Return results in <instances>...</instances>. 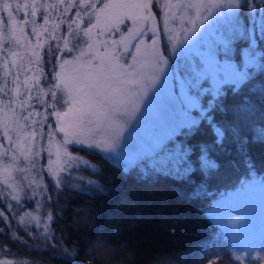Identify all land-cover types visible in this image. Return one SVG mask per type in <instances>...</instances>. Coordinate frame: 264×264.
Segmentation results:
<instances>
[{"label": "snow or ice", "instance_id": "6c2138e0", "mask_svg": "<svg viewBox=\"0 0 264 264\" xmlns=\"http://www.w3.org/2000/svg\"><path fill=\"white\" fill-rule=\"evenodd\" d=\"M262 76L264 0H0V236L32 251L19 232L56 241L62 190L100 187L81 174L99 169L71 146L142 179H207L219 167L214 148L229 136L241 151L247 143L216 113L229 93L253 111ZM201 127L213 140L197 151L189 141ZM225 216L238 241L229 264L264 262V223L249 227L243 210Z\"/></svg>", "mask_w": 264, "mask_h": 264}, {"label": "trees", "instance_id": "16d2710c", "mask_svg": "<svg viewBox=\"0 0 264 264\" xmlns=\"http://www.w3.org/2000/svg\"><path fill=\"white\" fill-rule=\"evenodd\" d=\"M259 79L264 80V76ZM252 101L253 111H241L238 108L240 97L229 93L224 101L227 111L216 113V119L221 124L238 126L247 143L241 151L229 136L223 147L214 148L212 153L219 167L210 172L207 179L197 170L191 176L195 183L159 175L142 179L135 170L122 173L96 152L73 149L99 169L96 173L83 169L82 175L96 180L100 187L83 185L86 191L71 187L62 190L56 199L58 221L51 225L56 241L49 238L45 243L40 238L37 242V232H33V239L29 240L21 231L18 234L35 251L20 247L18 242L15 245L5 243L4 236H0L1 243L6 250L10 249L7 252L19 258L27 257L31 264H65V261L69 264H108L101 261L99 255L94 257L90 248L92 239L111 248H120L116 250L120 255L108 248L114 255L113 260L120 264H163L165 261L167 264H205L209 257L217 256L216 249L222 257L217 258L216 264L230 261L226 238L219 224L206 214V208L236 182L253 172L264 173V139L259 138L258 131L264 126V96L254 95ZM212 140L209 130L201 127L189 143L198 151L200 143ZM202 182L200 195L188 199ZM52 208L53 205H49L43 214ZM31 210L25 208V211ZM7 234L11 236V231ZM65 249L68 256L64 255Z\"/></svg>", "mask_w": 264, "mask_h": 264}, {"label": "rangeland", "instance_id": "374dc122", "mask_svg": "<svg viewBox=\"0 0 264 264\" xmlns=\"http://www.w3.org/2000/svg\"><path fill=\"white\" fill-rule=\"evenodd\" d=\"M262 128H264V126ZM135 134L136 133H134V135ZM79 148L80 146L78 145L71 146L69 150L74 155L84 158V156L81 153L72 151L73 149L78 150ZM20 166L24 167V165H20ZM81 174H84L83 169L81 170ZM2 178L3 175L2 172H0V179L2 180ZM69 183H73V181H70ZM261 185H264V173H259L258 175L256 172H253L252 175L249 176L248 178H244L241 181L236 182L232 186L228 187V189L225 192H223L220 196L215 198L206 208L207 212L212 209L210 212L211 215L210 217L219 224L221 233L226 238V241L230 249L233 245H237L238 241L236 235L234 234L235 230L233 229V226L229 224L228 217H226L225 215L243 210L246 214L247 225L249 227H255L261 223H264V192L260 190ZM46 215L47 214H45V216ZM102 244L104 243H102L101 241L100 242L96 241V239L91 240L90 248L92 251H94L93 253L95 255L94 257L98 258L100 256L99 257L100 260L103 261L104 263L120 264L119 261L116 262L113 260L114 255H112L113 253H111L110 251L111 250L112 252L115 251L118 255L119 254L118 252L121 249L120 248L116 249L115 247L111 248L106 244H104L103 246ZM0 247L5 249L1 241H0ZM108 248H110L111 250ZM216 250L215 251L217 253V256L215 257V255H213L209 257L205 264L219 261V259L217 258L220 256V253H218L219 252L218 249ZM101 254L103 255L101 256ZM117 258H119V256H117ZM16 259L29 260V258L27 257L19 258L13 254H10L9 252H7L6 249L4 252H0V264H2L4 260L14 261ZM125 259H123V261ZM229 262L230 261L226 260V262H222L221 264H229Z\"/></svg>", "mask_w": 264, "mask_h": 264}]
</instances>
